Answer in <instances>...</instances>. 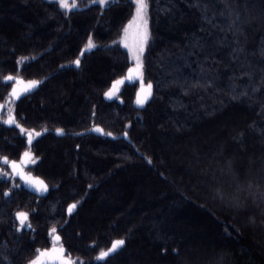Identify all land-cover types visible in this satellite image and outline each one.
<instances>
[{
    "label": "trees",
    "instance_id": "obj_1",
    "mask_svg": "<svg viewBox=\"0 0 264 264\" xmlns=\"http://www.w3.org/2000/svg\"><path fill=\"white\" fill-rule=\"evenodd\" d=\"M78 3L66 13L53 0H0V163L28 150L38 159L27 170L48 186L38 195L0 179V264H28L53 246V227L73 264H264V0H149L141 59L153 94L142 106L139 78L104 95L132 67L120 38L134 4ZM7 76L39 83L12 98ZM202 76L216 88H191ZM17 211L30 229L16 230Z\"/></svg>",
    "mask_w": 264,
    "mask_h": 264
},
{
    "label": "snow or ice",
    "instance_id": "obj_2",
    "mask_svg": "<svg viewBox=\"0 0 264 264\" xmlns=\"http://www.w3.org/2000/svg\"><path fill=\"white\" fill-rule=\"evenodd\" d=\"M54 3H58L60 9L64 10L66 13L72 12V11H78L81 10L78 0H53ZM115 0H90V3L92 5H98L101 6L104 9H107L108 7L111 6L112 3H114ZM132 4H134V12L132 15L131 20L128 22V25L125 26L124 32L125 34L128 32V28L131 27L132 25L136 26L137 30V35H138V44L135 49V66L128 68V77L127 79L129 81H135L137 78L140 80V89L137 92V100L136 103L138 105H143L145 101L149 99V97L153 94V83L149 81L146 85L144 83V64L141 59V57L144 55L145 52V45L149 43L150 39V32H149V20H148V13L150 9V3L149 0H130ZM207 6L204 7L203 12H204V19L209 20V17L207 16ZM210 22V20H209ZM96 45L93 43L92 36L91 34L89 35V39L87 44L85 45V49H93L95 48ZM125 47H129V45L125 42ZM193 48H199L202 49L203 45L199 43V39L197 38L196 40L193 41L192 44ZM82 50V51H84ZM242 49H237L233 48V53L238 54ZM189 55H192V53H189ZM211 54L208 56H205L204 59L208 60ZM214 59V57H213ZM74 63L79 66L80 64V59L77 58ZM211 66H209L210 68ZM205 69L203 64H201V73H204ZM204 79V83L200 82V79H197L194 83L190 85L191 88H202L204 90H208L209 88H216L215 84V79L214 78H208L207 76H202ZM17 79L12 76H7L5 77V80H13ZM231 79L235 80L236 77H232ZM22 83V81H18ZM39 83V81H29L28 82V87L23 89V92L29 91L32 87L36 86ZM124 80L123 79H118L114 80L112 82V88H110L108 91L104 93V95L108 98H111L117 94L119 89V85L123 84ZM181 87L184 88L185 95L188 94V87L186 82L181 84ZM230 91L232 93L236 92L237 86L232 83L229 85ZM217 91L219 89L217 88ZM255 91V89H254ZM12 95L13 97H19L21 95V91L18 90L17 88L12 89ZM239 95H247V92H241ZM233 99H236L237 96L233 95ZM14 122L13 117L9 115V118L7 121H5L6 124L11 125ZM19 127V125H18ZM21 132L23 133L25 130L23 128L20 129ZM94 130L96 132H103V130L99 126H95ZM58 134H62L63 130L62 129H57L56 130ZM41 135V133L37 132L36 136ZM105 135L111 136L112 133H105ZM125 136H127V133H125ZM28 142L29 144L32 142V135L31 133L28 134ZM36 159L38 157H32V154L28 151H25L22 154L21 160L18 163L17 161H8L7 158H3L5 163L10 164L13 174L18 175L21 180H23L27 185L30 187H33L35 191L43 193L48 190V186L42 181V180H34L30 174H26L23 170L22 167L23 165L32 163L34 164L36 162ZM14 187H19V185H14ZM5 196H8L9 193L6 191L4 193ZM77 208V204H69L67 211L69 214H72L74 209ZM16 220L19 222L17 231H20L22 227L26 226L27 228H31V224L29 223V217L30 213L29 212H24V211H17L15 213ZM57 232V229L55 227L51 228L49 230L50 236L52 237L53 241V247L49 249H37L36 250V255L34 256L33 259L28 261V264H73V261L70 258H65L64 252L65 249L63 246L56 247V243L61 240V237L59 235H52ZM126 241L124 239H117L112 241L111 246L107 248V250H101L97 257L95 258L98 261H106L107 258L111 254L116 253L118 250H120L124 245Z\"/></svg>",
    "mask_w": 264,
    "mask_h": 264
},
{
    "label": "rangeland",
    "instance_id": "obj_3",
    "mask_svg": "<svg viewBox=\"0 0 264 264\" xmlns=\"http://www.w3.org/2000/svg\"><path fill=\"white\" fill-rule=\"evenodd\" d=\"M10 8L12 9L13 6H11ZM9 18H11L12 20H15V21L17 19L13 15H9ZM126 25H128V23ZM125 42L129 45V47H125ZM120 43L128 51V53L130 55V59L132 61V67H134L135 66V63H136V60H135V49H136L137 44H138V35H137V30H136V26L135 25H132L131 27H129L128 28V32L126 34H125L124 30H123V34H122V36L120 38ZM11 81L14 83L16 80L13 79ZM10 102L11 101H8L6 104H2V107H4L5 110H6L7 118H9V115L12 116V107H11V103ZM28 134H27V136H28ZM31 135L33 137L34 135H36V133H31ZM175 151L181 152V151H185V150H181V149L177 150V149H175ZM177 162L179 163V161H177ZM188 169H189V167H187V170ZM0 178H3V179H11L12 181L15 178V175L13 174V171L11 170L9 164L8 163H5L4 160L2 161V163H0ZM188 221L190 222V225L193 223V220L192 219H190ZM192 230L198 236L197 238L203 239L202 230H201L200 227L197 228L195 226H192ZM187 231L189 232L190 229L187 228Z\"/></svg>",
    "mask_w": 264,
    "mask_h": 264
},
{
    "label": "flooded vegetation",
    "instance_id": "obj_4",
    "mask_svg": "<svg viewBox=\"0 0 264 264\" xmlns=\"http://www.w3.org/2000/svg\"><path fill=\"white\" fill-rule=\"evenodd\" d=\"M23 93H24V92H23ZM27 144H29L28 141H27ZM24 152H25V151H24ZM24 152H22V153L20 154V156H19V158H18V160H17L18 163L20 162V160H21V156H22V154H23ZM28 152H30V151H28ZM30 153H31V152H30ZM31 154H32V153H31ZM32 157H34L33 154H32ZM31 164H32V163H29V164L23 165L22 170H23L26 174H30L32 178H37L36 176L32 175V174L27 170L28 167H29ZM9 166H10V164H9ZM10 168H11V166H10ZM11 170H12V168H11ZM12 171H13V170H12ZM0 179H3V178H0ZM16 179H18L19 182H16V181H15ZM4 180H10L12 186H14V185H22V186H23L26 190H28L29 192H31V193H33V194H38V193H36V191L29 189V188L27 187V184H26L23 180H21L20 177H19L18 175H15V178H14L13 181H12L11 179H4ZM38 195H39V194H38Z\"/></svg>",
    "mask_w": 264,
    "mask_h": 264
},
{
    "label": "water",
    "instance_id": "obj_5",
    "mask_svg": "<svg viewBox=\"0 0 264 264\" xmlns=\"http://www.w3.org/2000/svg\"><path fill=\"white\" fill-rule=\"evenodd\" d=\"M74 64H75V63H74ZM75 65H76V64H75ZM126 77H128V73H126ZM118 79H123V80H124V83H125V78H124V77H119V78H117V80H118ZM128 81H129V80H128ZM124 83H123V84H124ZM123 84H121V85H123ZM121 85H119V86H121ZM145 85H146V84H145ZM119 86H118V87H119ZM14 87L17 88L18 90H20L21 93H22V92H23V89L28 87V82H22V83L17 82V83H15V84L13 85L12 89H13ZM34 87H35V86H34ZM32 88H33V87H32ZM32 88H31V89H32ZM31 89H30V90H31ZM139 89H140V87L138 88V90H139ZM30 90H29V91H30ZM138 90H137V92H138ZM137 92H136V95H135V98H136L135 100H137ZM11 94H12V90H11ZM107 99H110V98L107 97ZM145 102H146V101H145ZM137 106H142V105H138V104H137ZM55 133L58 134L56 130H55ZM21 157H22V156H21ZM33 179H34V180H42V179L39 178V177H37V178H33ZM27 187H28L29 189L35 191V189H34L33 187H30L29 185H27ZM36 193H38V194H44V193H46V192L40 193V192H37V191H36ZM56 247H59V246H56ZM64 255H66V251L64 252Z\"/></svg>",
    "mask_w": 264,
    "mask_h": 264
}]
</instances>
